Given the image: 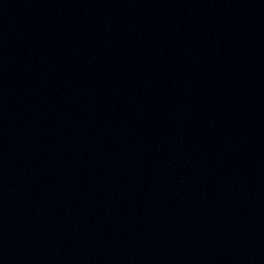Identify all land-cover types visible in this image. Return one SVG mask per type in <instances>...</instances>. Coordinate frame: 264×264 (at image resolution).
I'll list each match as a JSON object with an SVG mask.
<instances>
[{
    "label": "water",
    "instance_id": "1",
    "mask_svg": "<svg viewBox=\"0 0 264 264\" xmlns=\"http://www.w3.org/2000/svg\"><path fill=\"white\" fill-rule=\"evenodd\" d=\"M0 264H264V0H0Z\"/></svg>",
    "mask_w": 264,
    "mask_h": 264
}]
</instances>
